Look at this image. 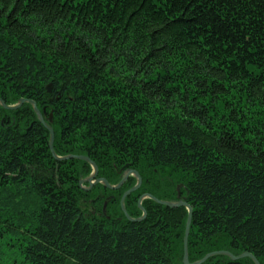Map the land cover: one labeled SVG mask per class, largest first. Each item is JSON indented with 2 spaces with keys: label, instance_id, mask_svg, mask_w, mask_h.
Segmentation results:
<instances>
[{
  "label": "trees",
  "instance_id": "trees-1",
  "mask_svg": "<svg viewBox=\"0 0 264 264\" xmlns=\"http://www.w3.org/2000/svg\"><path fill=\"white\" fill-rule=\"evenodd\" d=\"M51 84V91L46 86ZM0 264H264V0H0ZM29 100V101H28ZM180 186V198L176 187ZM200 264H254L214 255Z\"/></svg>",
  "mask_w": 264,
  "mask_h": 264
},
{
  "label": "water",
  "instance_id": "water-1",
  "mask_svg": "<svg viewBox=\"0 0 264 264\" xmlns=\"http://www.w3.org/2000/svg\"><path fill=\"white\" fill-rule=\"evenodd\" d=\"M46 90L48 92L51 91V84H48L46 86ZM24 101H27L25 99H20L16 104L14 105H6L1 99H0V104L2 105L3 108H6V109H14L18 106H20ZM29 101V100H28ZM31 103V105L33 106V109L38 117V119L40 120L41 123H43V125L49 130V133H50V139H49V149L52 153V155L54 156L55 159L57 160H64V159H70V158H77V159H81V160H85V161H88L91 166L93 167V172L92 174L86 179L88 182H89V187H91V185L95 182H102L104 184L105 187L107 188H111V189H117L119 188L123 182H125L127 176L129 174H133L137 181H136V184L131 188L129 189L128 191L124 192L123 195L121 196V199H120V205H121V208L125 214V216L131 220V221H139L141 220L142 218L145 217L146 215V212L143 210V208L141 207L140 205V201L143 199V198H150V199H153L154 201H156L157 203H160V204H164L168 207H177V206H185L186 209L188 210V214H187V220H186V223H185V231H184V236H183V264H200L202 262H204L207 258L211 257V256H214V255H225V256H228L232 261H235V260H238L240 258H243V257H248L250 258L254 264H259V262L257 261V259L251 255L249 252H244L242 254H239V255H233L227 251H214V252H210V253H207L202 259L198 260V261H195L193 263H190L188 261V253H187V239H188V234H189V228H190V222H191V215H192V207L190 205H188L184 200H180V201H177L175 203L173 202H169V201H161V200H158L157 198H155L154 196L150 195V194H144L141 196L140 200L138 201V206L141 208V210L143 211V214L140 218H137V219H132L130 218L126 211H125V208H124V199L125 197L135 191L136 189L139 188L140 184H141V178L140 176L138 175L137 172L135 171H131V170H128L126 173H124L122 179L119 181V183H117L116 185H110L105 179H96V180H93L96 173H97V166L89 160V158L83 156V155H67V156H63V157H60V156H57L54 151H53V147H52V144H53V130L43 121V118L39 112V110L36 108V105L33 101H29Z\"/></svg>",
  "mask_w": 264,
  "mask_h": 264
},
{
  "label": "flooded vegetation",
  "instance_id": "flooded-vegetation-1",
  "mask_svg": "<svg viewBox=\"0 0 264 264\" xmlns=\"http://www.w3.org/2000/svg\"><path fill=\"white\" fill-rule=\"evenodd\" d=\"M131 171H133V170H131ZM126 172H127V171H126ZM135 172H136V171H135ZM96 174H97V173H96ZM123 175H124V174H123ZM129 175H130V174H129ZM129 175H128V176H129ZM128 176H127V177H128ZM96 179H100V178H96V175H95V177H94L93 180H96ZM101 179H104V178H101ZM126 179H127V178H126ZM97 182H98V181H97ZM97 182H95V183H97ZM99 182H100V181H99ZM100 183H101V182H100ZM93 184H94V183H93ZM93 184H92V185H93ZM103 185H104V184H103ZM179 188H180V186L178 185V186L176 187V190H177V197H178V198H180V191H179ZM127 191H128V190H127ZM129 194H130V193H129ZM143 195H144V194H143ZM140 198H141V197H140ZM140 198H139V200H140ZM144 199H145V198H144ZM139 200H138V201H139ZM180 200H183V198L180 199ZM180 200H179V201H180ZM120 206H121V205H120Z\"/></svg>",
  "mask_w": 264,
  "mask_h": 264
},
{
  "label": "bare ground",
  "instance_id": "bare-ground-1",
  "mask_svg": "<svg viewBox=\"0 0 264 264\" xmlns=\"http://www.w3.org/2000/svg\"><path fill=\"white\" fill-rule=\"evenodd\" d=\"M33 107V106H32ZM38 118V117H37ZM39 120V119H38ZM40 121V120H39ZM125 173V172H124Z\"/></svg>",
  "mask_w": 264,
  "mask_h": 264
}]
</instances>
